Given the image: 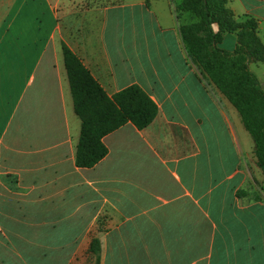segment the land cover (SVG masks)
<instances>
[{
  "label": "crops",
  "instance_id": "crops-1",
  "mask_svg": "<svg viewBox=\"0 0 264 264\" xmlns=\"http://www.w3.org/2000/svg\"><path fill=\"white\" fill-rule=\"evenodd\" d=\"M40 1L0 14V264H94L93 238L99 264H264V174L237 110L188 57L179 28L197 18L176 12L182 0ZM227 7L264 45V0ZM62 43L108 96L136 85L158 109L105 136L91 169L75 165Z\"/></svg>",
  "mask_w": 264,
  "mask_h": 264
},
{
  "label": "trees",
  "instance_id": "trees-1",
  "mask_svg": "<svg viewBox=\"0 0 264 264\" xmlns=\"http://www.w3.org/2000/svg\"><path fill=\"white\" fill-rule=\"evenodd\" d=\"M231 0H182L176 12H189L197 22L180 26L179 33L192 64L207 77L237 110L254 143V156L264 174V90L251 63L264 64V45L257 37V21L241 19L227 7ZM236 35V47H218L223 34ZM73 110L81 122L75 165L91 169L106 155L103 138L132 124L138 130L149 126L157 106L138 86L108 96L80 59L61 44ZM89 253L100 261V244L93 238Z\"/></svg>",
  "mask_w": 264,
  "mask_h": 264
},
{
  "label": "rangeland",
  "instance_id": "rangeland-1",
  "mask_svg": "<svg viewBox=\"0 0 264 264\" xmlns=\"http://www.w3.org/2000/svg\"><path fill=\"white\" fill-rule=\"evenodd\" d=\"M28 6H29L28 7L29 10L35 11V9H36L38 12L45 10V7H44V5H42L40 0H28ZM3 12H4V0H0V14H2ZM44 33L46 34V31H44ZM257 65L259 68H255V67L252 68V70L254 72H258L260 69L264 70L263 64H257ZM246 193L253 197L256 195L257 191H256V189L252 188V189H249V191H246Z\"/></svg>",
  "mask_w": 264,
  "mask_h": 264
}]
</instances>
